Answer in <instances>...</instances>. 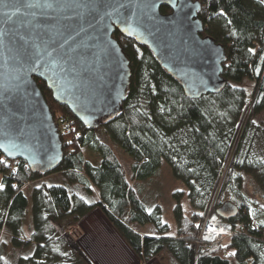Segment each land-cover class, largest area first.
Returning <instances> with one entry per match:
<instances>
[{
	"label": "trees",
	"instance_id": "1",
	"mask_svg": "<svg viewBox=\"0 0 264 264\" xmlns=\"http://www.w3.org/2000/svg\"><path fill=\"white\" fill-rule=\"evenodd\" d=\"M200 3V35L212 37L226 54L225 85L218 93L188 98L145 46L117 31L131 77L122 111L99 132L83 126L38 81L54 119L61 114L74 128L60 135L63 158L50 172L32 173L24 160L0 153V264H93L69 234L93 209L143 262L165 256L168 264H264V209L258 218L243 192L249 184L264 203V126L255 123L264 111V1ZM87 147L99 155L98 163L84 156ZM115 149L129 157L128 167ZM162 161L188 189L187 201L177 200L172 210V233L161 207L148 210L137 191V180L151 176ZM57 177L62 183L54 184ZM223 193L239 208L225 219L231 236L199 242L203 222L224 202ZM146 224L157 234L141 233Z\"/></svg>",
	"mask_w": 264,
	"mask_h": 264
},
{
	"label": "water",
	"instance_id": "2",
	"mask_svg": "<svg viewBox=\"0 0 264 264\" xmlns=\"http://www.w3.org/2000/svg\"><path fill=\"white\" fill-rule=\"evenodd\" d=\"M200 8V0H0V153L32 173L61 163L38 81L88 129L122 111L131 68L116 31L145 46L188 98L220 92L226 54L200 35ZM215 212L230 219L239 208L226 200Z\"/></svg>",
	"mask_w": 264,
	"mask_h": 264
},
{
	"label": "rangeland",
	"instance_id": "3",
	"mask_svg": "<svg viewBox=\"0 0 264 264\" xmlns=\"http://www.w3.org/2000/svg\"><path fill=\"white\" fill-rule=\"evenodd\" d=\"M255 123L259 125L260 128L264 126V111L256 117ZM97 128L95 129L97 130ZM97 132H99V130H97ZM257 142H261V138H257ZM115 150L120 160L125 165V167H128L130 160L129 157L122 154L118 149ZM83 154L88 159H91L94 163H98L100 161L99 155L90 147H87L83 152ZM51 180L52 179H46L43 181V183L50 185L53 183ZM55 183H62L60 177H57L54 180V184ZM37 184L40 183L33 184L32 187ZM251 189H252L251 186L247 183L243 186L244 194L253 203L251 205V208L253 209L257 217L260 218L261 210L264 209V203L262 199H260L258 196L254 195L251 192ZM137 191L138 194L141 196V198L145 201L148 210L154 209L156 205H159L161 207L162 220L169 225L170 227L169 233L174 232L175 220L173 217L172 210L176 205L177 200H179L181 203L187 201L188 189L187 186L181 180H178L173 177L169 165L165 161H162L159 168L151 176L147 178L138 179ZM26 192H28V189H26ZM176 193L178 194L176 195ZM92 194L94 198L96 199L98 198L97 189L93 188ZM222 198L223 201L229 200L235 203L234 200L230 199L227 193H223ZM80 221L81 222H79L77 228L73 230L74 232H70L69 234L73 236L76 243L78 244L77 236L81 235L79 241H83L82 235L83 233H85L84 237L87 238V242L84 243L85 247L80 244L78 245L87 257H89L88 255L93 257L92 259L96 262L94 263L91 261L93 264H116L114 263L115 261L122 264L125 261V258L126 259L128 258L127 256H125V252H124L125 250L128 249L125 248L123 245H121L123 247L122 249L119 243L117 242V240L108 234L109 231L108 232H105L104 230L102 231V228L100 229V225L95 223L96 221L94 220L93 217L92 218L88 217L85 219V221L82 220ZM93 223H95L96 225V230L93 228ZM29 224H31L30 206L28 207L25 218L24 231L26 234L28 233L29 230L27 229V225ZM90 227H92L91 229L92 231L91 233H88L87 229H90ZM79 229L81 230L80 233H79ZM138 230L141 233H146L148 235L157 234L156 230L151 224L140 226ZM112 238H114V240ZM84 251H86L89 254L87 255ZM132 256L133 257L131 258H135L136 261L134 259H131L132 263L130 262V264H168L165 256L161 257L160 259L158 258L152 259L148 262H143L139 260L135 254H133Z\"/></svg>",
	"mask_w": 264,
	"mask_h": 264
},
{
	"label": "built area",
	"instance_id": "4",
	"mask_svg": "<svg viewBox=\"0 0 264 264\" xmlns=\"http://www.w3.org/2000/svg\"><path fill=\"white\" fill-rule=\"evenodd\" d=\"M55 123L60 135L67 134L74 128L72 120L61 114L57 116ZM231 233L232 226L230 223L216 212L211 213L209 211L199 234V242H217L231 236Z\"/></svg>",
	"mask_w": 264,
	"mask_h": 264
},
{
	"label": "crops",
	"instance_id": "5",
	"mask_svg": "<svg viewBox=\"0 0 264 264\" xmlns=\"http://www.w3.org/2000/svg\"><path fill=\"white\" fill-rule=\"evenodd\" d=\"M94 218V220L96 221L95 223L96 224H99L100 225V229L102 228V231L104 230L105 232H108V234L110 235V236H112V237H114L116 240H117V242L119 243V245H120V247L123 249V247L121 246V245H123L125 248H127L128 250H125L124 252H125V256H127L128 258L126 259L125 258V261L122 263V264H130V262L132 263V261H131V259H134L135 260V258H131V257H133L132 255L134 254L129 248H128V246L124 243V241L122 240V238L117 234V232L114 230V228L110 225V223L107 221V219L104 217V215L98 210V209H93L92 211H90L88 214H86L81 220L82 221H85V219L86 218ZM81 222V221H80ZM95 223H93V228L96 230V225H95ZM92 229V227H90V229H87V232L88 233H91V230ZM83 230V229H82ZM80 229H79V233H80ZM94 231V230H93ZM82 234V233H81ZM84 234L85 233H83V237H82V240L84 241H79V239H80V236L81 235H78L77 237V241H78V244H80V245H82V246H84L85 247V242H87V238L86 237H84ZM87 234V233H86ZM144 234H146V233H144ZM87 236V235H86ZM114 238H112L113 240H114ZM79 246V245H78ZM124 248V249H125ZM81 249V248H80ZM87 255L89 254V253H87L86 251H84ZM133 253V254H132ZM89 257H90V259H91V261L92 262H94V263H96L92 258L93 257H91L90 255H88ZM88 257V258H89ZM136 261V260H135ZM126 262V263H125ZM114 263H116V264H120V263H118L117 261H115Z\"/></svg>",
	"mask_w": 264,
	"mask_h": 264
},
{
	"label": "snow or ice",
	"instance_id": "6",
	"mask_svg": "<svg viewBox=\"0 0 264 264\" xmlns=\"http://www.w3.org/2000/svg\"><path fill=\"white\" fill-rule=\"evenodd\" d=\"M0 187H2V185H0Z\"/></svg>",
	"mask_w": 264,
	"mask_h": 264
}]
</instances>
